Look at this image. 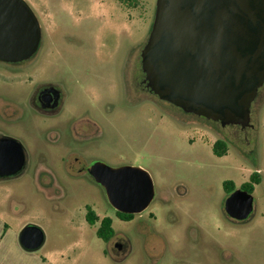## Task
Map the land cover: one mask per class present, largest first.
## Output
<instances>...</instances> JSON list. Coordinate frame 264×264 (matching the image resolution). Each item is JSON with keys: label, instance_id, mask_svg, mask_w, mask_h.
I'll return each instance as SVG.
<instances>
[{"label": "rangeland", "instance_id": "obj_1", "mask_svg": "<svg viewBox=\"0 0 264 264\" xmlns=\"http://www.w3.org/2000/svg\"><path fill=\"white\" fill-rule=\"evenodd\" d=\"M34 1L42 30L38 54L21 64L0 63V134L27 152L24 172L0 181V264H264V85L247 129L178 113L150 95L140 105L126 93L122 74L139 62L156 0H139L128 12L116 0ZM31 67L66 91L60 120L31 116ZM75 115L103 121L89 150L112 167L136 166L150 174L155 198L131 221L117 218L88 176L73 179L61 169L63 161L90 158L62 154L68 147L79 151L68 133ZM218 139L228 146L222 158L213 154ZM256 171L262 180L253 192L254 216L232 222L223 212V182L240 189ZM87 207L99 223L113 219L109 242L98 238L99 223L86 222ZM29 225L46 237L31 254L19 244Z\"/></svg>", "mask_w": 264, "mask_h": 264}, {"label": "water", "instance_id": "obj_2", "mask_svg": "<svg viewBox=\"0 0 264 264\" xmlns=\"http://www.w3.org/2000/svg\"><path fill=\"white\" fill-rule=\"evenodd\" d=\"M41 38L39 20L25 0H0V63L29 60ZM141 66L160 100L222 127L253 128L251 107L264 85V0H156ZM26 163L23 144L0 136V178L22 173ZM88 172L118 213L142 214L155 198L154 182L141 167L96 162ZM224 211L233 221H249L253 193L236 189ZM45 241L38 226H26L19 235L21 248L31 253Z\"/></svg>", "mask_w": 264, "mask_h": 264}, {"label": "flooded vegetation", "instance_id": "obj_3", "mask_svg": "<svg viewBox=\"0 0 264 264\" xmlns=\"http://www.w3.org/2000/svg\"><path fill=\"white\" fill-rule=\"evenodd\" d=\"M25 1L33 10V6L36 4L35 1L34 0H25ZM116 2L123 9V11L128 12L132 9L130 0H116ZM129 21H130V19H129ZM40 45H41V42H40ZM39 48H40V46H39ZM38 51H39V49H38ZM38 51L29 60L34 59L35 56L38 54ZM141 52H142V50H141ZM141 52H140L139 58H138L139 62H136V64L134 66H129V67L127 66L123 70L122 75H123V82L125 84V91L129 96L134 98L133 99L134 102H135V99L138 98L137 101H138V103H140V105H142L143 101H145V99H147V95L154 97V99H156L157 101L165 102V101L160 100L158 98V96H156L153 92H151V90L147 86L146 76H145V74L142 70V66H141ZM18 64H21V63H18ZM27 79L29 80V82H31V84L34 87V91L31 94V101H30V103H31V116L37 115V117L41 118L44 121L60 120L61 117H63L65 107H67L68 95H67L66 91L63 88H61L58 84L47 80L45 78V76L41 75L40 73H37V71L33 67H31V73L29 71ZM165 103H168V102H165ZM168 104H170V103H168ZM170 105L172 106V108H175V110H177L178 113H183L186 115H192V114L185 113L182 109H180V108H178L172 104H170ZM174 112H176V111H174ZM104 114H105V112L103 111L102 116H104ZM107 114H110V113H107ZM193 116H195V115H193ZM107 117H110V116H107ZM200 118H203V117H200ZM203 119H205V118H203ZM205 120H207V119H205ZM208 121H210V120H208ZM102 122L103 121L99 117H98V119L82 120L81 121V120H79L77 115H75L69 119V122H68L69 123V125H68L69 137L71 139V142L74 145L75 144L80 145V147L78 148L79 153L77 152V154H74V152L72 151L73 147H71V148L68 147V149L66 151H64V153L62 152V154H69V155L73 154L72 156L79 154V155L90 157L86 162H81L80 157H74V159L72 158L73 159L72 162H64L63 161L64 157H62L63 163L60 164V167H61V169L63 168L65 170H69L68 171L69 176L72 177L73 179H80V177H82V176H88L90 180H92L94 183H96L94 178L89 174L88 168L91 167L96 162H102V163H105L108 166L112 167V165L109 164L107 159H105L103 157H99V156H97L96 152L89 150L90 149L89 147L92 146V143L95 142V140L100 136V133H102V131H103ZM210 122H214V121H210ZM214 123L219 124L221 126V124L219 122H214ZM222 128H225V127H222ZM49 129H51V128H49ZM56 131L60 132V130H56ZM46 132H48V130ZM0 136H7V135L0 134ZM218 140H222V139H218ZM222 141H224L227 144V142L225 140H222ZM26 154H27V152H26ZM89 160H90V162H89ZM26 166H27V163H26ZM24 170H23V172H24ZM22 173L14 176V177L0 178V181L9 180L12 178H17ZM227 181H231V180H227ZM224 182H226V181H224ZM224 182H223V184H224ZM234 186H235V183H234ZM240 188L242 189V186ZM236 189H238V188L235 186L233 190L226 191L223 187V190L225 193L224 194L225 200ZM225 200H224V202H225ZM86 210H87V208H86ZM223 212H224V214H226L224 210H223ZM133 216L135 217V215H133ZM134 217H133V219H134ZM229 220L232 222H235L237 224H244V223L248 222V221L236 222V221H233L231 219H229ZM86 222L89 224V222L87 220V214H86ZM90 226H92V225H90ZM121 248H122V245H121ZM23 251L31 254V252H27L24 249H23Z\"/></svg>", "mask_w": 264, "mask_h": 264}, {"label": "trees", "instance_id": "obj_4", "mask_svg": "<svg viewBox=\"0 0 264 264\" xmlns=\"http://www.w3.org/2000/svg\"><path fill=\"white\" fill-rule=\"evenodd\" d=\"M139 0H130L131 7L135 8L138 5ZM228 151V146L227 144L222 141L218 140L213 144V154L219 158H222L226 155ZM262 177L259 172H254L250 179L249 182H246L245 184L242 185V189L248 191L249 193H253L255 190V186L259 185L261 183ZM223 187L226 191H231L234 189V183L233 181H226L223 184ZM117 218H119L122 221L129 222L133 219V215H125L116 212ZM87 220L90 225L95 226L97 223H99V218L95 214V212L92 210L91 207H87ZM113 219L106 217L103 218L98 226V229L96 231V234L99 239L103 240L104 242H109L114 236H115V230L113 229Z\"/></svg>", "mask_w": 264, "mask_h": 264}, {"label": "crops", "instance_id": "obj_5", "mask_svg": "<svg viewBox=\"0 0 264 264\" xmlns=\"http://www.w3.org/2000/svg\"><path fill=\"white\" fill-rule=\"evenodd\" d=\"M29 254V253H28Z\"/></svg>", "mask_w": 264, "mask_h": 264}]
</instances>
